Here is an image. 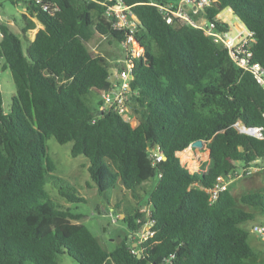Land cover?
Returning a JSON list of instances; mask_svg holds the SVG:
<instances>
[{
	"label": "trees",
	"instance_id": "1",
	"mask_svg": "<svg viewBox=\"0 0 264 264\" xmlns=\"http://www.w3.org/2000/svg\"><path fill=\"white\" fill-rule=\"evenodd\" d=\"M104 1L43 0L58 8L50 13L26 0L23 40L41 28L25 49L0 24V60L15 87L8 112L0 91V264H58L59 254L77 264H249L255 251L244 225L264 212V191L234 194L228 185L210 202L207 190L217 177L238 172L236 163L264 161L263 88L200 29L166 22L158 6L179 0H121L138 20L134 38L143 48L126 101L138 123L132 127L112 107L101 110L102 101L90 108V91L112 86L104 58L80 39L99 34L121 43L126 37L104 17ZM226 9L254 33L250 62L264 68V0H217L204 17L226 30L217 18ZM240 127H262L263 137ZM51 137L72 143V157L87 159L99 193L118 183L131 193L136 205L121 219L130 238L147 221L153 236L137 247L124 239L107 250L80 223L81 214L52 199L47 184L66 203L85 202L55 175L46 148ZM197 140L213 162L206 171L202 163L200 174L178 156ZM156 147L165 157L160 163L150 152ZM143 201L148 215L140 211Z\"/></svg>",
	"mask_w": 264,
	"mask_h": 264
},
{
	"label": "rangeland",
	"instance_id": "2",
	"mask_svg": "<svg viewBox=\"0 0 264 264\" xmlns=\"http://www.w3.org/2000/svg\"><path fill=\"white\" fill-rule=\"evenodd\" d=\"M25 1L26 0H0V15L16 19L17 26L14 25L11 30L21 38L24 49L30 41L28 35L27 38H24L23 40V36L20 33V26L23 24L21 13L24 11L26 4ZM218 17L223 21H227L229 25H232V28L233 26H242L237 19L235 20V15L228 9L222 11ZM29 35L31 36L32 33ZM80 40L86 48L91 51V54L104 56L103 60L109 66V83L114 84L116 81L118 82L119 80L115 75L116 73H119L120 69L125 68L123 63L124 50L122 45L115 40L110 41L108 38L100 36L99 34H94L92 37L87 39L81 38ZM111 63H114L116 67L114 68L112 65L110 66ZM117 67L118 69H116ZM1 78L4 98L3 109L8 111L11 96L10 94L13 93L15 87L9 71L1 72ZM8 86L11 88V93L8 88H6ZM100 101H102V93L96 90H91L86 99L88 106L92 109L96 108L97 103ZM133 118L134 120L130 124L132 127H135L138 120L135 116H133ZM71 146L72 143L59 144L52 137L46 141L47 154L56 165L55 175L59 176L73 186L78 191L79 195L85 199V202L79 204L66 203L65 200L58 195L56 189H53L49 184H47L45 188L49 192L52 199L59 200L67 208H70L71 212L81 214L82 218L80 223L84 224L91 231L94 237H96L100 245L107 250L115 248L117 244L124 239H128L129 241H132L133 239L136 240L139 233H134L133 238H130L126 226L121 221L125 209L132 208L136 205L131 193L125 190L120 183L116 185L115 189L110 190L108 193H99L95 184L90 179L87 169V159L84 156L72 157L70 155ZM196 150L200 152L199 158H196V161L192 163H195L196 167L199 165V168H201L202 163H206L210 159L206 153L207 150L205 149V146H203L202 149L196 148ZM180 156L183 163L186 159L193 158L189 155L187 156L186 151L182 152ZM263 165L264 161L260 160L258 165L256 164L255 166L259 168ZM243 167L242 163H236L237 171L241 170ZM261 173H264V171L260 170L258 173H254L250 176L232 180L229 184L230 190L235 194L264 191V174ZM154 182L155 180L146 183L144 185V189L146 191L149 190L151 184H154ZM142 205L144 206L140 207V211L147 208L144 201ZM120 214H122L121 217H119ZM257 222H260L259 219H257ZM77 224L79 223H76L75 225ZM252 224V221L248 222L244 225V227L251 228ZM134 240L133 242H135ZM57 259L58 264H77L67 254H59ZM248 263L263 264L264 261L261 263L256 258H251L248 260Z\"/></svg>",
	"mask_w": 264,
	"mask_h": 264
},
{
	"label": "built area",
	"instance_id": "3",
	"mask_svg": "<svg viewBox=\"0 0 264 264\" xmlns=\"http://www.w3.org/2000/svg\"><path fill=\"white\" fill-rule=\"evenodd\" d=\"M41 6L44 12L54 13L57 7L51 4H44L43 0H31ZM217 0H179L175 4H168L165 6H158L159 11L163 14L167 23H173L175 20L182 21L194 28L200 29L206 37L211 38L213 43L220 45L227 49L230 58L233 62L245 71H249L257 83L264 90V68L258 63L250 62L251 52L250 48L255 43L254 33L248 30L243 23L241 27H234L229 25L227 21H223L217 16L222 23L227 25L226 30L218 29L215 21H207L204 17V10L210 7ZM105 6L104 17L111 24L112 28L117 31H124L125 39L120 43L124 50V69L116 73V78L120 81L113 84V87L102 93V109L113 108L125 121L131 123L134 118L130 114L127 101V93L130 91L129 80L131 79V71L134 66V61L143 56V48L137 43L134 38V32L137 29L138 20L130 10V7L125 5L121 0H105L101 3ZM230 11V10H229ZM231 12V11H230ZM238 25V24H236ZM264 116V115H263ZM243 133L253 135L257 138H262L263 128L246 129L240 127ZM239 128V129H240ZM191 149V148H189ZM154 159V163L164 161V156L160 153L159 148H152L150 150ZM259 168L255 165L244 167L236 173H231L228 176L217 177L214 186L207 190L209 201L213 202L217 199L220 192L225 191L229 183L237 178L250 176L257 173ZM148 215L149 207L143 209ZM252 231L264 236V227H253ZM152 222L147 221L139 232V244L152 237Z\"/></svg>",
	"mask_w": 264,
	"mask_h": 264
},
{
	"label": "crops",
	"instance_id": "4",
	"mask_svg": "<svg viewBox=\"0 0 264 264\" xmlns=\"http://www.w3.org/2000/svg\"><path fill=\"white\" fill-rule=\"evenodd\" d=\"M13 2H16V1H13ZM26 2V1H25ZM26 7H27V3L25 4V8H24V11L21 13L22 15L23 14H27V10H26ZM229 10V9H228ZM0 24H6L8 25V27L11 29L14 25H16V19L15 18H9L8 16H4V15H0ZM17 26V25H16ZM41 28V26L39 24H37V27L36 29H39ZM32 35L30 36L28 34V38H30V40L33 39L34 37V34L36 33V30H34L33 32H31ZM0 39H1V34H0ZM88 49V48H87ZM89 52H91L89 49H88ZM115 53V52H113ZM116 54V53H115ZM94 55V54H93ZM96 57H99V58H104L103 55H94ZM110 63V62H109ZM112 65V67H116V65L114 63H111L110 66ZM109 67V66H108ZM118 69V67L116 68ZM121 70V69H120ZM9 70L7 69H4V61L3 60H0V91H1V95H2V100H3V108H4V98H3V90H2V78H1V72H7ZM110 73V72H109ZM120 81H116V83L114 84H117L119 83ZM111 86L113 87V84H111ZM8 88L9 92L11 93V88L8 86L6 87ZM15 93V90L13 91V93H11L10 95V99L12 97V95ZM103 93V92H101ZM4 110V109H3ZM4 112H8V111H5ZM186 151V155L190 156V157H193L191 159H186L185 162L183 163L182 160H181V156L180 153H178V156L181 160V163L183 166H185L191 173H196V174H200L202 171L199 170V165L198 167H196V164L195 163H192V162H195L196 161V158H199V154L200 152L196 149H186L184 150ZM183 151V152H184ZM206 153L208 154V151H206ZM209 156V155H208ZM201 159V158H200ZM192 160V161H191ZM260 160H257L256 162H254L253 165H258V162ZM191 162V163H190ZM191 164V165H190ZM205 164V171L208 170L212 165H213V162L211 161V159L204 163ZM192 166V168H191ZM260 170H263L264 171V165L263 166H260L259 167V171ZM258 171V172H259ZM257 172V173H258ZM261 174H264V173H261ZM234 193V192H233ZM235 194V193H234ZM122 214L119 215V217H121ZM257 219H259L260 222H257ZM262 219V220H260ZM254 224V225H253ZM253 224H252V227L251 228H247L249 230V236H248V243L249 245L253 248V250L255 251V255L253 258H256L259 262L262 263V261H264V236L261 237L259 234H256L254 231H252L253 227H256V226H261V227H264V212L261 213V214H257L256 217H255V220L253 221ZM133 238V237H131ZM134 240V239H133ZM132 240V241H133ZM134 244H133V247H137L139 245V235L137 236L136 240H134ZM135 245V246H134ZM264 264V263H263Z\"/></svg>",
	"mask_w": 264,
	"mask_h": 264
},
{
	"label": "water",
	"instance_id": "5",
	"mask_svg": "<svg viewBox=\"0 0 264 264\" xmlns=\"http://www.w3.org/2000/svg\"><path fill=\"white\" fill-rule=\"evenodd\" d=\"M241 132H243V130L240 128L239 129ZM203 146H204V143H203V141H201V140H197V141H194V142H192L191 144H190V146H189V148H193V149H202L203 148ZM164 160H165V157H164ZM123 217H124V215H123ZM135 246V245H134ZM138 257H140V254H138Z\"/></svg>",
	"mask_w": 264,
	"mask_h": 264
},
{
	"label": "bare ground",
	"instance_id": "6",
	"mask_svg": "<svg viewBox=\"0 0 264 264\" xmlns=\"http://www.w3.org/2000/svg\"><path fill=\"white\" fill-rule=\"evenodd\" d=\"M231 14V13H230Z\"/></svg>",
	"mask_w": 264,
	"mask_h": 264
},
{
	"label": "clouds",
	"instance_id": "7",
	"mask_svg": "<svg viewBox=\"0 0 264 264\" xmlns=\"http://www.w3.org/2000/svg\"><path fill=\"white\" fill-rule=\"evenodd\" d=\"M192 149V148H191Z\"/></svg>",
	"mask_w": 264,
	"mask_h": 264
}]
</instances>
